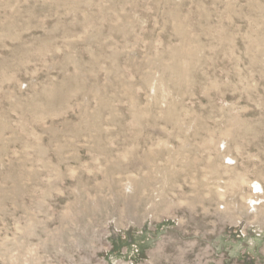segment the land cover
Here are the masks:
<instances>
[{
    "label": "rangeland",
    "instance_id": "374dc122",
    "mask_svg": "<svg viewBox=\"0 0 264 264\" xmlns=\"http://www.w3.org/2000/svg\"><path fill=\"white\" fill-rule=\"evenodd\" d=\"M0 264H264V0H0Z\"/></svg>",
    "mask_w": 264,
    "mask_h": 264
}]
</instances>
